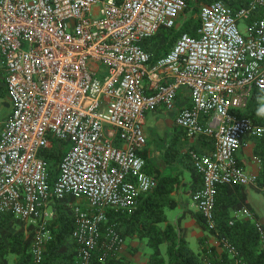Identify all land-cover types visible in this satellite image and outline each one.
I'll use <instances>...</instances> for the list:
<instances>
[{
  "label": "built area",
  "instance_id": "1",
  "mask_svg": "<svg viewBox=\"0 0 264 264\" xmlns=\"http://www.w3.org/2000/svg\"><path fill=\"white\" fill-rule=\"evenodd\" d=\"M185 7L183 0H0V69L11 108L0 131V219L34 225L35 263L49 238L52 201L69 196L79 264H91L99 246L104 257L119 254L124 241L107 212L132 215L155 188L145 171L143 121L181 94L189 104L176 112V126L211 143L208 154L188 151L202 181L193 203L207 228L216 232L220 186L264 192L235 156L245 138L264 137V123L237 114L253 91L264 93V0L238 9L220 0L202 5L196 36L180 32L152 60L142 40L179 29ZM54 141L67 147L50 182L39 155ZM232 215L253 223L264 250L253 212L241 206ZM213 239L237 254L225 238Z\"/></svg>",
  "mask_w": 264,
  "mask_h": 264
},
{
  "label": "trees",
  "instance_id": "2",
  "mask_svg": "<svg viewBox=\"0 0 264 264\" xmlns=\"http://www.w3.org/2000/svg\"><path fill=\"white\" fill-rule=\"evenodd\" d=\"M215 0H183L185 11L194 15L202 5ZM231 9H238L247 4L248 0H220ZM199 22L197 18L184 21L180 29L161 28L151 38L142 40V48L154 60L166 53L180 32L196 36ZM264 106V93L253 91L243 112L239 116H249L258 123H264V117L256 115L258 108ZM255 155L260 161L258 180L264 185V137L256 139ZM67 141H54L50 147L40 153V157L48 164L49 181L56 177L57 165L65 153ZM189 159L188 154H186ZM190 161V159H189ZM191 162V161H190ZM193 172L201 178L194 170ZM156 180L151 192L142 195L132 215L125 212L108 211L110 223L114 224L124 242L136 241L135 251H141L146 264H264V250L253 223L234 219L232 211L240 208L236 194L239 185L220 186L215 202L216 232L210 231L198 212L185 211L169 222L167 212L175 208L171 195L175 179L162 177ZM236 193V194H235ZM74 197L53 200L54 216L48 225L49 238L44 245L41 261L35 263L31 254V243L35 233L33 224H24L6 215L0 219V264H79L77 244L71 236L73 230L72 204ZM193 218L205 236L199 240L201 249L193 251L186 240V230L182 220ZM229 221H233L229 225ZM225 238L236 249V255H230L218 243L206 245L207 236ZM103 236V235H102ZM102 247L92 252L91 264H134L130 259L119 254L104 257Z\"/></svg>",
  "mask_w": 264,
  "mask_h": 264
},
{
  "label": "crops",
  "instance_id": "3",
  "mask_svg": "<svg viewBox=\"0 0 264 264\" xmlns=\"http://www.w3.org/2000/svg\"><path fill=\"white\" fill-rule=\"evenodd\" d=\"M3 77L4 73L0 69V131L4 121L11 113ZM188 104L186 95L181 94L171 107L149 112L143 121V132L146 139L143 150V156L146 160L145 171L157 181L158 177L155 175H158L159 178L170 177L175 179L174 190L171 193L175 201V208L173 209L176 210L175 217L185 211L197 212L192 195L202 184L201 178H198L193 172L191 162L186 154L190 150H195L201 154H208L211 151L209 139L204 137L189 138L175 124L176 112L180 107ZM145 127L148 136H146ZM256 141L253 138H245L241 147L236 150L235 156L246 172L258 175L261 167L260 161L255 155ZM236 195L240 206L249 208L264 227V192L248 185L241 186L240 192ZM182 227L186 230V240L192 250H200L199 240L205 236V233L199 225L193 218L186 217L182 220ZM205 244L214 245L213 237L207 236ZM136 247L137 243L134 240L129 243L124 242L118 256L130 259L134 264H146L145 257L141 256L142 252L135 251Z\"/></svg>",
  "mask_w": 264,
  "mask_h": 264
},
{
  "label": "rangeland",
  "instance_id": "4",
  "mask_svg": "<svg viewBox=\"0 0 264 264\" xmlns=\"http://www.w3.org/2000/svg\"><path fill=\"white\" fill-rule=\"evenodd\" d=\"M186 9V8H185ZM185 9L182 11V13L180 14V16H179V24H180V27H181V25H182V23L184 22V21H186V20H188L189 18H191V17H193V18H197V14L198 13H196V14H194V15H191V13L190 12H188V11H185ZM243 26H244V22L243 21H239L238 22V27L241 29V28H243ZM180 27H179V29H180ZM146 127H147V125H146ZM145 127V132H146V136H148L147 135V128ZM148 140H149V138H147ZM176 212V210H171V211H168L167 212V217H168V220L170 221V222H173L174 221V219H175V213ZM141 256H144L143 254L141 255Z\"/></svg>",
  "mask_w": 264,
  "mask_h": 264
},
{
  "label": "clouds",
  "instance_id": "5",
  "mask_svg": "<svg viewBox=\"0 0 264 264\" xmlns=\"http://www.w3.org/2000/svg\"><path fill=\"white\" fill-rule=\"evenodd\" d=\"M256 115L259 117H264V106L257 109Z\"/></svg>",
  "mask_w": 264,
  "mask_h": 264
}]
</instances>
